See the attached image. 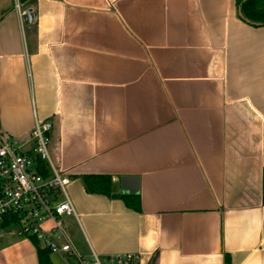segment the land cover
Segmentation results:
<instances>
[{
    "label": "crops",
    "instance_id": "1",
    "mask_svg": "<svg viewBox=\"0 0 264 264\" xmlns=\"http://www.w3.org/2000/svg\"><path fill=\"white\" fill-rule=\"evenodd\" d=\"M46 120L80 254L264 264V25L237 0H0V128L31 151ZM34 240L0 227V264H39Z\"/></svg>",
    "mask_w": 264,
    "mask_h": 264
},
{
    "label": "built area",
    "instance_id": "2",
    "mask_svg": "<svg viewBox=\"0 0 264 264\" xmlns=\"http://www.w3.org/2000/svg\"><path fill=\"white\" fill-rule=\"evenodd\" d=\"M22 13L29 23L36 20L33 10ZM51 128L49 120L36 123L31 151H23L0 128V227L15 217L20 235L37 240L51 253L74 258L76 264H141L137 252L83 255L69 240L64 219L75 214V208L66 191L70 177L51 162ZM48 221L50 227L45 226Z\"/></svg>",
    "mask_w": 264,
    "mask_h": 264
},
{
    "label": "trees",
    "instance_id": "3",
    "mask_svg": "<svg viewBox=\"0 0 264 264\" xmlns=\"http://www.w3.org/2000/svg\"><path fill=\"white\" fill-rule=\"evenodd\" d=\"M21 3L32 0H20ZM237 5L240 10L242 18L253 25H264V0H237ZM44 171L45 166H42ZM86 190L92 193H103L107 195L114 196L112 192V178L110 175L105 174H88L83 176ZM125 201L128 206L140 209L139 197L132 195H124ZM1 227L15 228L16 221L14 218L7 219L2 223ZM35 241V240H34ZM38 245V261L39 264H54L50 256V251L40 245V243L35 241Z\"/></svg>",
    "mask_w": 264,
    "mask_h": 264
}]
</instances>
